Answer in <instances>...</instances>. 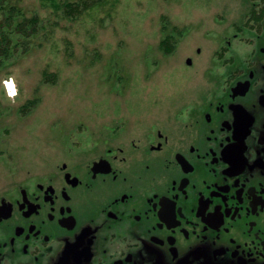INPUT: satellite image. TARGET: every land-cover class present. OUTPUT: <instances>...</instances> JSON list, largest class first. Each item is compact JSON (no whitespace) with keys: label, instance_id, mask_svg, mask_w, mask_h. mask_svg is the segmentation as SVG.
<instances>
[{"label":"flooded vegetation","instance_id":"1","mask_svg":"<svg viewBox=\"0 0 264 264\" xmlns=\"http://www.w3.org/2000/svg\"><path fill=\"white\" fill-rule=\"evenodd\" d=\"M223 3L192 95L120 101L12 154L0 264H264V0Z\"/></svg>","mask_w":264,"mask_h":264},{"label":"rangeland","instance_id":"2","mask_svg":"<svg viewBox=\"0 0 264 264\" xmlns=\"http://www.w3.org/2000/svg\"><path fill=\"white\" fill-rule=\"evenodd\" d=\"M76 1L0 0V27L11 36L10 55L0 65L2 174L13 153L48 143L53 128L92 126L110 105L119 110L120 101L140 95H160L163 108L169 106L164 96L192 95L191 86L199 85L193 74L214 64L218 13L228 0H87L90 6L67 15L65 3ZM36 15V34L15 30L24 16ZM186 23L183 43L164 41ZM191 53L194 68L187 64ZM7 79L17 86L15 96Z\"/></svg>","mask_w":264,"mask_h":264},{"label":"trees","instance_id":"3","mask_svg":"<svg viewBox=\"0 0 264 264\" xmlns=\"http://www.w3.org/2000/svg\"><path fill=\"white\" fill-rule=\"evenodd\" d=\"M91 1V0H90ZM96 1V0H92ZM66 13L67 15L72 16L76 14V12H81V9L87 6H90V2L87 0L76 1L73 3H65ZM16 9L11 8L12 17L15 15ZM39 16L27 17L24 16L17 23V29H15L19 34L23 36H31L37 33L39 27ZM11 51V36L6 31H4V27H0V65L3 62L2 57H6L10 55Z\"/></svg>","mask_w":264,"mask_h":264},{"label":"bare ground","instance_id":"4","mask_svg":"<svg viewBox=\"0 0 264 264\" xmlns=\"http://www.w3.org/2000/svg\"><path fill=\"white\" fill-rule=\"evenodd\" d=\"M8 82H9V84H10V95H11V96H15V95L17 94V90H16V89L14 90V88H13L15 82H14V81L11 82V81H9V80H8ZM15 86H16V85H15ZM15 88H17V86H16Z\"/></svg>","mask_w":264,"mask_h":264}]
</instances>
